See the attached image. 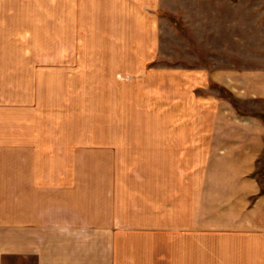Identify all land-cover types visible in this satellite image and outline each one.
Wrapping results in <instances>:
<instances>
[{"label":"crops","instance_id":"crops-1","mask_svg":"<svg viewBox=\"0 0 264 264\" xmlns=\"http://www.w3.org/2000/svg\"><path fill=\"white\" fill-rule=\"evenodd\" d=\"M21 61L3 73L0 44V264H264V121L241 107L264 112V68L176 63L160 121L124 144L42 125L38 63Z\"/></svg>","mask_w":264,"mask_h":264},{"label":"rangeland","instance_id":"rangeland-1","mask_svg":"<svg viewBox=\"0 0 264 264\" xmlns=\"http://www.w3.org/2000/svg\"><path fill=\"white\" fill-rule=\"evenodd\" d=\"M165 5L126 19L113 11L111 0H0L3 73L23 59L38 63L40 122L57 135L129 144L143 133L130 130L131 124L160 121L148 109L158 108L161 74L176 63L197 66L213 58L219 65L264 68V0ZM150 43L153 48L145 49ZM241 105L246 113L264 116L254 104ZM81 124L88 130H59ZM258 173L263 183L264 162Z\"/></svg>","mask_w":264,"mask_h":264},{"label":"trees","instance_id":"trees-1","mask_svg":"<svg viewBox=\"0 0 264 264\" xmlns=\"http://www.w3.org/2000/svg\"><path fill=\"white\" fill-rule=\"evenodd\" d=\"M260 118L264 121V116L263 115H260ZM262 190H264V189H262Z\"/></svg>","mask_w":264,"mask_h":264}]
</instances>
